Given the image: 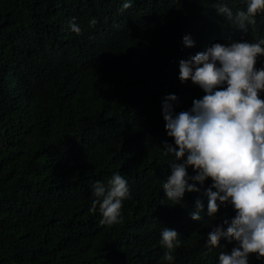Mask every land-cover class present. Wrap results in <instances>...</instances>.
I'll list each match as a JSON object with an SVG mask.
<instances>
[{
	"label": "trees",
	"instance_id": "1",
	"mask_svg": "<svg viewBox=\"0 0 264 264\" xmlns=\"http://www.w3.org/2000/svg\"><path fill=\"white\" fill-rule=\"evenodd\" d=\"M124 2L0 0V264H219V253L236 246L224 238L207 245L212 228L235 216L223 204L207 216L211 179L190 181L201 191L181 205L167 199L175 157L163 148L174 140L161 105L175 94V112L190 110L205 93L181 83L180 60L214 43L264 38V14L243 32L216 7L235 14L246 0H130L126 10ZM117 172L131 198L109 227L98 205L90 211L92 185ZM197 200L200 221L190 215ZM164 227L182 241L172 262L162 259ZM249 264L264 258L251 254Z\"/></svg>",
	"mask_w": 264,
	"mask_h": 264
},
{
	"label": "clouds",
	"instance_id": "2",
	"mask_svg": "<svg viewBox=\"0 0 264 264\" xmlns=\"http://www.w3.org/2000/svg\"><path fill=\"white\" fill-rule=\"evenodd\" d=\"M130 7V0H125L123 9ZM216 11L247 32L257 15L264 14V0H246V10L235 14L224 4H218ZM75 21L71 18L70 28L79 35L82 29ZM89 23L95 25L97 21L93 18ZM183 43L189 48L195 46L190 35L183 37ZM261 56L264 38L214 43L179 62L181 83L191 80L205 95L194 100L190 110L179 113L175 112V94L162 100L165 129L174 140V144L165 142L163 150L165 155L175 157L163 183L167 199L173 206L181 205L186 193L201 191L190 181L203 186L211 179L204 192L208 197L207 216H216L222 204L235 210L230 221L224 219L207 235L209 248L220 247L222 238L237 242L230 252L219 253V264H249L251 254L264 258V67H256ZM190 167L195 175H189ZM92 192L95 199L90 211L95 212L99 206L101 225L121 223L123 202L131 198L128 181L117 172L107 185L101 181L93 184ZM196 205L197 210L190 215L200 221L204 206L200 200ZM179 237L174 229H162L164 261H174L173 252L182 244Z\"/></svg>",
	"mask_w": 264,
	"mask_h": 264
}]
</instances>
